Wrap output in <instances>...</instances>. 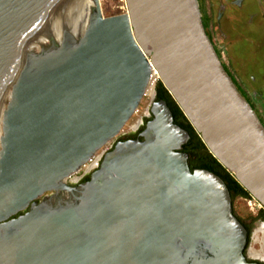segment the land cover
Returning a JSON list of instances; mask_svg holds the SVG:
<instances>
[{
  "label": "water",
  "instance_id": "obj_1",
  "mask_svg": "<svg viewBox=\"0 0 264 264\" xmlns=\"http://www.w3.org/2000/svg\"><path fill=\"white\" fill-rule=\"evenodd\" d=\"M125 1L127 13L105 17L100 0H0V264H259L225 183L190 170L189 134L164 101L143 140L118 142L88 182L67 183L121 134L155 70L264 206V125L198 0Z\"/></svg>",
  "mask_w": 264,
  "mask_h": 264
},
{
  "label": "flooded vegetation",
  "instance_id": "obj_2",
  "mask_svg": "<svg viewBox=\"0 0 264 264\" xmlns=\"http://www.w3.org/2000/svg\"><path fill=\"white\" fill-rule=\"evenodd\" d=\"M211 1L214 6L208 11L210 0H198L202 20L207 25L205 31L218 51L222 52V47L214 43V36L219 34L223 42L229 39L230 53L233 54V59L229 58L232 66L234 62L236 64L245 58L239 70L246 73L249 80L243 82L235 73V83L239 87L240 94L252 106L264 125V60L258 59V56L264 53V0H219L218 14L215 13V1ZM209 21H211L210 26ZM236 69L237 67L235 71ZM50 195V193L45 194L43 198H48ZM259 225L260 223L257 224ZM260 262L264 263V260Z\"/></svg>",
  "mask_w": 264,
  "mask_h": 264
},
{
  "label": "trees",
  "instance_id": "obj_3",
  "mask_svg": "<svg viewBox=\"0 0 264 264\" xmlns=\"http://www.w3.org/2000/svg\"><path fill=\"white\" fill-rule=\"evenodd\" d=\"M209 21V26H210ZM204 23V20H203ZM205 30L207 31V25L204 23ZM208 35V33H207ZM209 37V36H208ZM210 38V37H209ZM210 40H212L210 38ZM219 58L222 60L223 66L231 80L233 81L234 85L236 86L237 90L239 91V87H237V83H235V68L232 66L231 60L227 63L223 61L224 57V50L218 51L216 50ZM156 102L164 101L168 105L169 109L172 112L174 123L181 127L182 129L186 130L189 134V140L182 146V152L188 155V165L192 172L195 170H206L209 171L216 176H218L222 181L225 183L227 189L229 190L232 204H233V213L237 217V219L241 222L244 228L247 230L248 238H247V245L244 250V255L247 257V251L252 244L254 229L258 223L264 222V210H259L256 214H250L245 218H241L237 215L234 209V203L239 200L249 201L252 200V195L239 183L236 176L232 174L225 166H223L219 160L210 152L207 145L202 139L200 133H198L195 128L190 123L189 119L185 116L183 110L170 94L169 90L164 86V84L159 80L156 85ZM153 119V117L148 118L144 121V124L141 126L140 130L134 134H129L126 136H122L119 138V141H128L133 138H137V140H143V138H139L141 133L144 132L146 129V125ZM116 143V144H117ZM116 144L112 148H115ZM111 150V151H112ZM91 179V176H87L83 178L81 183L88 182ZM20 213L16 217L24 214ZM249 262H253L251 259H248ZM259 264H264L259 262Z\"/></svg>",
  "mask_w": 264,
  "mask_h": 264
},
{
  "label": "rangeland",
  "instance_id": "obj_4",
  "mask_svg": "<svg viewBox=\"0 0 264 264\" xmlns=\"http://www.w3.org/2000/svg\"><path fill=\"white\" fill-rule=\"evenodd\" d=\"M214 1H215V4H216L215 5V13L218 14L219 11H217V9H218L219 0H214ZM100 3H101L103 15L105 17H113V16L125 14L128 11L125 0H100ZM213 6H214V4L210 0L209 5H208V8H209L208 11L210 9H213ZM228 41H229V39H228ZM228 41H224L223 42V39L221 38V36L219 34L214 36V43L217 46L222 47V50H224V52H225L224 53V57H223V61L226 62V63L228 61H230L229 58L233 57V54L230 53V46H229V42ZM253 47H255V45ZM247 51H248V49H247ZM253 54H252V57H253ZM258 59L259 60L260 59L264 60V53L260 54L258 56ZM244 61H245V58H243L242 60H240L236 64L234 62V66L233 67L234 68L237 67L236 73H237V76L240 78V80L243 81V82H247L249 80L248 75L246 73H244V72H241L239 70L240 64H243ZM151 103H152V99H151L150 95H148V97L145 100L142 101V103L140 104V106L138 108V111L133 115L131 120L127 123V125L125 126V128L121 132L120 136H126V135H129L131 133L138 132L140 130L139 129L140 128L139 123H140L141 120L143 121L145 118H148L147 117V113H148V110L152 107ZM114 141H116V139L110 141V145L112 143H114ZM110 145L106 146V148H108ZM234 209H235V211H236L238 216H240L241 218H245L246 216H248L250 214H256L257 213L256 210L260 209V206L258 205V203L256 204L255 202H253L250 205L247 201L239 199V200H237L234 203ZM250 209L253 210V212ZM260 225H261V223H260ZM260 225L259 226L256 225V227L254 229L252 244H251V246L249 247V249L247 251V256H249L250 258H253L251 256V251L252 250H256V251L260 252L262 250V247H263L262 246L263 243L260 242L258 237H257V231L263 227V226L260 227ZM258 259L264 260L262 257H259Z\"/></svg>",
  "mask_w": 264,
  "mask_h": 264
},
{
  "label": "built area",
  "instance_id": "obj_5",
  "mask_svg": "<svg viewBox=\"0 0 264 264\" xmlns=\"http://www.w3.org/2000/svg\"><path fill=\"white\" fill-rule=\"evenodd\" d=\"M153 77L150 81V84H152L153 86V94L148 93V91L146 90V93L144 94L143 100H145L148 95H150L151 99H152V106L154 103V100L156 98V85L157 82L160 80L158 73L154 70L153 72ZM142 100V101H143ZM151 107V106H150ZM152 108V107H151ZM151 108L148 110L147 113V117L150 118V113H151ZM148 118H145L143 121L141 120L139 125L140 128L141 126L144 124V121ZM139 128V129H140ZM136 133V132H134ZM131 133V134H134ZM122 137V136H118L116 138V141H114V143H112L110 145V142H108L104 147H102L89 161L88 163H86V165H84L81 169H79L77 172L73 173L68 179H67V183L71 186H76L79 185L81 183V181L83 180V178L87 177V176H92L97 170H99L102 161L104 159V157L112 150V148L114 147V145L117 143L118 139ZM110 145L108 148H106V146ZM255 202L256 204L258 203V205L260 206V209L256 210L257 212L259 210H264V206L258 202L255 198H253L252 200H249L248 203L251 205V203ZM251 210V209H250ZM253 212V210H251ZM261 226H264V222L261 223Z\"/></svg>",
  "mask_w": 264,
  "mask_h": 264
},
{
  "label": "bare ground",
  "instance_id": "obj_6",
  "mask_svg": "<svg viewBox=\"0 0 264 264\" xmlns=\"http://www.w3.org/2000/svg\"><path fill=\"white\" fill-rule=\"evenodd\" d=\"M147 91H148V93L153 94V86H152V84L149 83V85L147 87ZM257 237H258L259 241L263 243V245H262L263 247H262V250L260 252L256 251V250H252L251 251V256L253 258L262 257L264 259V226L257 231Z\"/></svg>",
  "mask_w": 264,
  "mask_h": 264
}]
</instances>
